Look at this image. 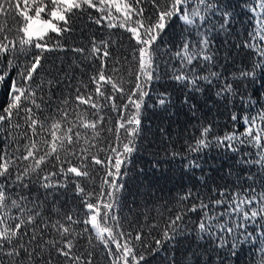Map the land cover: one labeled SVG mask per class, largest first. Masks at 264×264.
Instances as JSON below:
<instances>
[{
	"label": "snow or ice",
	"instance_id": "snow-or-ice-1",
	"mask_svg": "<svg viewBox=\"0 0 264 264\" xmlns=\"http://www.w3.org/2000/svg\"><path fill=\"white\" fill-rule=\"evenodd\" d=\"M0 91V264H264V0H0Z\"/></svg>",
	"mask_w": 264,
	"mask_h": 264
},
{
	"label": "trees",
	"instance_id": "trees-1",
	"mask_svg": "<svg viewBox=\"0 0 264 264\" xmlns=\"http://www.w3.org/2000/svg\"><path fill=\"white\" fill-rule=\"evenodd\" d=\"M241 19L243 20L244 18L241 17ZM92 30H95L94 26H92ZM172 31H178V28H174ZM87 34L88 33H85V35ZM76 35L78 39L82 38L79 32ZM165 39H169V37H165ZM4 99L3 92L0 91V101H3ZM177 107L179 108V100H177ZM204 112L207 113V108L204 109ZM145 116L146 119L143 122L146 129L145 135L147 137L145 144H150L151 146L147 151L141 152L136 158L135 164L132 166V170L129 173L127 187L133 194L137 192L144 193L151 190L154 196L159 198L160 202L163 203L169 198V196H174L179 193V184L181 181L180 173L178 171L174 174V177L171 180L161 178L162 171L167 169L166 164L156 170L152 169L151 162L154 159L163 160L165 158L163 145L160 144L161 138L158 135V129L161 126L164 128H170L172 138L176 139L177 134L180 133L184 125L187 123V117L181 112L179 115H173L170 122L169 120H162L160 115L153 114L152 110L145 113ZM213 117H216L221 126L227 123L226 116H217L215 109L208 114L209 120ZM177 147L179 146L177 145ZM224 168H227V164L224 165ZM141 169H143V172H141ZM209 175L213 176L216 183L221 184L235 179L234 176L228 177L226 171H220L219 173L210 172ZM221 177H226V180H221ZM188 182V178L186 177L183 183L187 184ZM129 199L136 201V203L140 202V197L137 196H130ZM101 264H103L102 261ZM156 264H159V258Z\"/></svg>",
	"mask_w": 264,
	"mask_h": 264
}]
</instances>
